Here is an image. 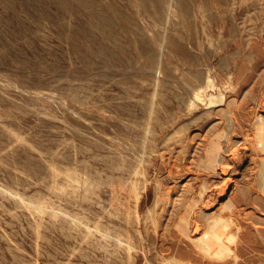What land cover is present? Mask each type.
Instances as JSON below:
<instances>
[{
  "label": "rangeland",
  "instance_id": "rangeland-1",
  "mask_svg": "<svg viewBox=\"0 0 264 264\" xmlns=\"http://www.w3.org/2000/svg\"><path fill=\"white\" fill-rule=\"evenodd\" d=\"M175 259L264 264V0H0V264Z\"/></svg>",
  "mask_w": 264,
  "mask_h": 264
},
{
  "label": "bare ground",
  "instance_id": "bare-ground-1",
  "mask_svg": "<svg viewBox=\"0 0 264 264\" xmlns=\"http://www.w3.org/2000/svg\"><path fill=\"white\" fill-rule=\"evenodd\" d=\"M232 122V121H231ZM218 135V134H217ZM220 144L218 145V143H213L211 144V148L209 150V155H208V162L211 166H214L215 163H217L216 161L218 160V155H220ZM220 158H221V155H220ZM220 162H221V159H220ZM208 164V163H207ZM222 164V163H221ZM208 165V166H210ZM210 166V167H211ZM215 167V166H214ZM212 168V167H211ZM217 169V168H216ZM74 175V174H72ZM74 177V176H73ZM75 178V177H74ZM72 178V179H74ZM77 179H80L78 177H76ZM75 180V179H74ZM203 188V187H202ZM202 190V189H201ZM228 200V199H227ZM230 200V199H229ZM226 203V201H224ZM193 204V203H192ZM232 202L229 201L227 206L231 205ZM233 205V204H232ZM226 206V207H227ZM224 207V206H223ZM48 209V208H46ZM45 207H43L41 204L38 206V210H46ZM188 210V209H187ZM190 208L189 210L187 211L188 213L185 215H183V218L181 219V221L179 222L178 224V228L181 230V233L185 234V236H187V238H190L191 241H193L195 243V245L200 249L201 252H203L204 254L206 255H209L211 254L212 252V248L214 246L217 245V254H225L227 252L230 251L229 247L226 246L225 244H223L220 240H221V237L223 236V233H224V228L223 226L224 225H221V227L218 225V222L221 221L219 220V217L218 216H214L215 218L213 220H208V228L205 232V234L201 237H193L189 234V228H190V223H189V218H188V214L190 212ZM203 214V216H208V213L206 212H200ZM129 215V214H128ZM202 216V215H201ZM202 216V217H203ZM210 217V216H209ZM213 218V217H212ZM228 220V219H227ZM229 222V221H228ZM220 224V223H219ZM223 228V229H221ZM236 235V234H235ZM231 236V235H230ZM230 253V252H229ZM212 256V254H211ZM174 264H191V263H187V262H183V261H179L177 259L174 260Z\"/></svg>",
  "mask_w": 264,
  "mask_h": 264
}]
</instances>
